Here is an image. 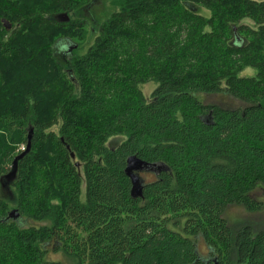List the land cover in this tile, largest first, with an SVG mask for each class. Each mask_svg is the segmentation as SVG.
I'll list each match as a JSON object with an SVG mask.
<instances>
[{"label": "trees", "instance_id": "trees-1", "mask_svg": "<svg viewBox=\"0 0 264 264\" xmlns=\"http://www.w3.org/2000/svg\"><path fill=\"white\" fill-rule=\"evenodd\" d=\"M93 3L0 0V190L24 154L0 193V264H57L51 246L77 264H264V229L225 218L263 208L264 2L111 0L80 54L72 18ZM133 157L154 177L136 197Z\"/></svg>", "mask_w": 264, "mask_h": 264}, {"label": "rangeland", "instance_id": "rangeland-1", "mask_svg": "<svg viewBox=\"0 0 264 264\" xmlns=\"http://www.w3.org/2000/svg\"><path fill=\"white\" fill-rule=\"evenodd\" d=\"M254 1L264 2V0H254ZM113 10L114 9L112 7L111 0H94L93 5H90V8L87 9L83 15H77L74 17L72 16L73 20L80 18L86 22L87 32L84 34L85 40L81 42V48L78 53L80 54L85 53L87 47H89L90 44L95 39V36H89L88 31L89 30L97 31L98 27L110 17V14ZM243 24H246L251 27L254 26V24L248 20L244 21ZM63 52L64 51H61L60 45L57 46L56 54H57V58L59 62L61 63H64V61L68 59V58L65 59V57H63ZM256 75H257V71L253 68H249V69H246L240 76L244 78H252V77H255ZM155 88H156V85H154V83H148L143 87V92H144L146 99H150ZM199 99L201 100L202 103L203 101H205L206 104H218L224 107H231V106L237 105V103L234 104L231 101V99L225 98L223 96H209L205 98L203 95H201ZM53 130L57 132L58 128L56 127ZM117 139L119 141L123 140L122 138H117ZM23 150H25V145L20 147V151H23ZM141 176L143 177L145 182H150L154 180V177L152 176H148L142 173H141ZM10 184L11 182H6V184H4V188L1 187V190H0V193L7 195V196L2 195L3 198L7 201L9 200V196L6 190L8 191V188L11 186ZM254 197L263 203V208L261 211L251 213V212H248L246 209L242 207H237V206L229 207L228 210L226 211L225 218L228 221V224L230 225V227L234 231L238 230L239 228L247 224L251 225L256 231L264 229V194L262 191H256L254 193ZM21 224L22 226H24L25 222L22 221ZM31 224L37 227L46 225V223H34V222ZM198 248L200 252H202L203 254L207 253V250L203 244V241L198 242ZM47 259L57 264H77L75 259L68 257L63 252L54 251L53 246L49 247Z\"/></svg>", "mask_w": 264, "mask_h": 264}, {"label": "water", "instance_id": "water-1", "mask_svg": "<svg viewBox=\"0 0 264 264\" xmlns=\"http://www.w3.org/2000/svg\"><path fill=\"white\" fill-rule=\"evenodd\" d=\"M57 19L59 21H61L62 23H67V22L70 21V17L66 13L58 15ZM8 28H10V25H8ZM70 52H72V49H70ZM32 132L33 131H31V133ZM23 156H24V154L18 156L16 158V160L14 161V169L9 175H7L5 177V180H4L5 183H4V181H2V183H1V187L2 188H4V184H6V182H12L14 180V178L16 176V172H17L18 160L21 159ZM72 157L75 158L74 155H72ZM127 162H128V166L126 168V173H127L128 177H130L132 179V185H133L131 193H132V195L134 197L141 196L142 195L143 182L140 179L139 174L141 172H143L144 170H146L147 165L145 163L137 160L135 157L128 159ZM135 172H139V173L136 175V174H134ZM9 219H12L14 221H19L20 220V215H19L18 211L17 210H13L12 212H10L9 217H8L7 220H9Z\"/></svg>", "mask_w": 264, "mask_h": 264}]
</instances>
